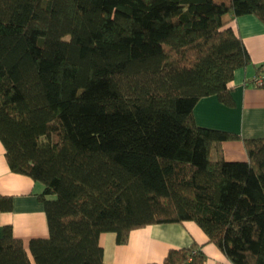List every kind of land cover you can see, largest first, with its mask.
Here are the masks:
<instances>
[{
  "label": "trees",
  "instance_id": "obj_1",
  "mask_svg": "<svg viewBox=\"0 0 264 264\" xmlns=\"http://www.w3.org/2000/svg\"><path fill=\"white\" fill-rule=\"evenodd\" d=\"M244 14L264 22V0H0V139L10 168L44 183L50 230L28 251L6 225L0 264H108L102 232L125 243L186 220L232 264H264V136L228 160L239 134L193 112L206 95L234 103ZM205 259L193 242L146 264Z\"/></svg>",
  "mask_w": 264,
  "mask_h": 264
},
{
  "label": "crops",
  "instance_id": "obj_2",
  "mask_svg": "<svg viewBox=\"0 0 264 264\" xmlns=\"http://www.w3.org/2000/svg\"><path fill=\"white\" fill-rule=\"evenodd\" d=\"M231 24L244 40L251 63L235 70L229 82L234 103L228 105L217 95L201 97L193 112L199 125L239 134V138L225 140L223 153L228 160L248 158L243 138L264 136V87L255 83L264 62V22L256 14L235 17ZM44 183L31 176L13 171L6 158V148L0 139V200L11 196L12 206L0 208V237L6 225L12 227L30 251L32 238L50 234L45 204L39 197ZM203 244L204 264H232L220 248L208 241L206 232L194 221L153 223L132 229L127 242L119 243L114 231L100 234L103 257L108 264H146L163 262L172 247Z\"/></svg>",
  "mask_w": 264,
  "mask_h": 264
},
{
  "label": "built area",
  "instance_id": "obj_3",
  "mask_svg": "<svg viewBox=\"0 0 264 264\" xmlns=\"http://www.w3.org/2000/svg\"><path fill=\"white\" fill-rule=\"evenodd\" d=\"M264 76V66L262 67L261 71H260V75H258L255 78V82L256 83H261L262 82V77Z\"/></svg>",
  "mask_w": 264,
  "mask_h": 264
}]
</instances>
